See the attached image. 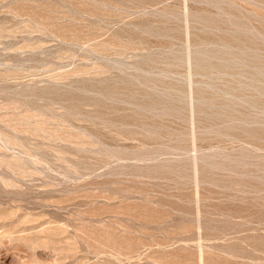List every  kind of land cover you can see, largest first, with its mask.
Segmentation results:
<instances>
[{
  "label": "rangeland",
  "instance_id": "1",
  "mask_svg": "<svg viewBox=\"0 0 264 264\" xmlns=\"http://www.w3.org/2000/svg\"><path fill=\"white\" fill-rule=\"evenodd\" d=\"M0 264H264V0H0Z\"/></svg>",
  "mask_w": 264,
  "mask_h": 264
}]
</instances>
